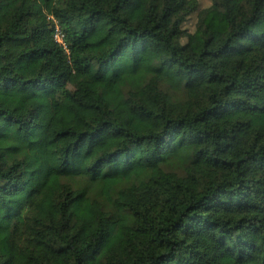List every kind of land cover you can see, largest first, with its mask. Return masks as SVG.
<instances>
[{
  "label": "trees",
  "instance_id": "obj_1",
  "mask_svg": "<svg viewBox=\"0 0 264 264\" xmlns=\"http://www.w3.org/2000/svg\"><path fill=\"white\" fill-rule=\"evenodd\" d=\"M209 1L0 0V264H264V0Z\"/></svg>",
  "mask_w": 264,
  "mask_h": 264
},
{
  "label": "rangeland",
  "instance_id": "obj_2",
  "mask_svg": "<svg viewBox=\"0 0 264 264\" xmlns=\"http://www.w3.org/2000/svg\"><path fill=\"white\" fill-rule=\"evenodd\" d=\"M199 2V10H202L206 7L209 6L210 1L209 0H197ZM236 1V0H234ZM195 26H196V14H193L192 16H190L186 23L184 24L183 28L188 32L191 33L195 30ZM67 89H69L70 91H73L76 87V85L74 83H68L66 85Z\"/></svg>",
  "mask_w": 264,
  "mask_h": 264
},
{
  "label": "built area",
  "instance_id": "obj_3",
  "mask_svg": "<svg viewBox=\"0 0 264 264\" xmlns=\"http://www.w3.org/2000/svg\"><path fill=\"white\" fill-rule=\"evenodd\" d=\"M50 19H52L54 21V40L57 44H59L60 46H62L63 48H66L65 46V40H64V36L61 32V28L58 25V23L54 20L53 17H50Z\"/></svg>",
  "mask_w": 264,
  "mask_h": 264
}]
</instances>
